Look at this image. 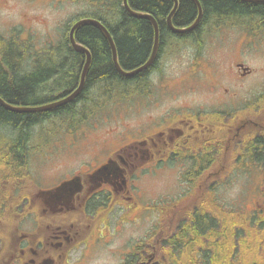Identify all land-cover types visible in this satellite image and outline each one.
I'll use <instances>...</instances> for the list:
<instances>
[{
    "label": "flooded vegetation",
    "instance_id": "flooded-vegetation-1",
    "mask_svg": "<svg viewBox=\"0 0 264 264\" xmlns=\"http://www.w3.org/2000/svg\"><path fill=\"white\" fill-rule=\"evenodd\" d=\"M208 21L161 30L167 45L127 82L120 106L101 111L91 129L70 121L69 160L54 159L44 188L25 189L20 159L11 168L0 158V264H88L140 219L142 237L116 243L107 264L264 260V208L247 217L238 200L224 201L237 177L258 180L248 194L262 192L264 17ZM71 179L80 190L48 207L40 189Z\"/></svg>",
    "mask_w": 264,
    "mask_h": 264
},
{
    "label": "trees",
    "instance_id": "trees-1",
    "mask_svg": "<svg viewBox=\"0 0 264 264\" xmlns=\"http://www.w3.org/2000/svg\"><path fill=\"white\" fill-rule=\"evenodd\" d=\"M97 2V8L88 18L100 21L113 35L122 68L130 71L143 65L150 57L153 50V26L145 18H138L127 12L123 0H92ZM130 5L138 11L154 15L162 31L168 29L167 19L174 7L172 0H128ZM204 11V22L212 17L225 19L232 16L264 17V2H245L242 0H199ZM199 14L198 7L193 0H179L178 8L172 17L176 26L190 24ZM77 40L86 45L92 52V63L88 73L87 86L76 102L67 104L53 112H16L0 105V127L18 134L12 140L13 146L6 147L4 158L11 159L9 167L14 168L18 158L23 170L27 168V136L32 133L35 125L41 124L52 117H61L66 114L70 120H84L91 113L102 110L105 107L103 101L121 96H126V85L132 76L120 74L112 61L111 49L104 32L95 24H85L77 31ZM10 44L0 40V95L9 103L33 107L53 101L61 95H65L77 82L76 73L80 72L84 65V54L68 48V41L63 40L52 46L55 49L44 52L40 58L34 53L24 55L19 52L16 43ZM166 42L160 41L158 56ZM63 48V49H62ZM21 49V47L19 48ZM36 59L33 70H25L26 65L33 57ZM6 68H5V67ZM144 71L139 72L133 78L143 77ZM101 89L98 99L85 97L89 84ZM98 83V84H97ZM61 92V95L53 93ZM97 91V90H96ZM91 92V91H90ZM90 94H93L90 93ZM104 100V101H106ZM94 101V102H93ZM96 101V102H95ZM100 101V105H98ZM90 102L94 104L88 106ZM78 107V108H77ZM100 107L102 109H100ZM0 131V140L6 144H12L5 139V134ZM1 151V154H2ZM3 158V157H2ZM7 173H16L15 170ZM9 212V209H7ZM202 221V220H201ZM264 264V260H261Z\"/></svg>",
    "mask_w": 264,
    "mask_h": 264
},
{
    "label": "rangeland",
    "instance_id": "rangeland-1",
    "mask_svg": "<svg viewBox=\"0 0 264 264\" xmlns=\"http://www.w3.org/2000/svg\"><path fill=\"white\" fill-rule=\"evenodd\" d=\"M91 11L92 6H90L86 0H81L80 3L79 0H0V31L4 32L5 35L8 36L11 30L15 28V35L18 36V40L23 41L27 39L26 41L30 42V39H32L34 42H37V44L40 42L39 45L44 46L42 39H45V37L47 38L51 30L52 33L57 35L54 37V39L60 38V29L62 28L63 30L65 23H68V21L72 20L73 17L76 18L75 16L77 13L87 14ZM28 32H31L32 34H28ZM49 38L50 41H54L51 35H49ZM173 46L175 47L176 44H173ZM92 92L93 91L91 90V92L86 93L85 97H90L91 99L97 100L98 96L92 97L95 95V92L90 94ZM120 98L121 96H115V98L109 100H106V98H99L98 100L104 102V104H102L106 107L104 109H113L119 107L123 102L120 100ZM93 102H90L88 106H92L94 104ZM98 105H100V101H98ZM100 109L102 108L100 107ZM104 109L91 113V116L89 114L85 117L84 121L86 122L95 120ZM122 111L123 113L127 114L125 110ZM67 130L68 129H55L52 127L51 132H57V135L53 137L52 140L51 137H46L45 139H38V141L35 143L34 147H36V150L34 151V154H32L31 158V164L35 173L39 172L41 176H45L48 173L50 170V165L44 163L45 159L42 157L46 158L47 152L52 146H54V151H58L59 148L62 149L64 145V133ZM17 135L18 134L15 135V139ZM75 141L77 142L78 140ZM73 142L74 141H72L69 146H72ZM8 145L13 146V143ZM64 162H68V159L65 154H62L56 163ZM69 170V168H64L63 172L65 173ZM246 179L247 180L245 184L244 180L240 177L234 178L233 181L230 182L231 185L226 183L224 186V192L229 186L230 187L226 191L224 201L227 207L233 208L234 206L231 203L235 200H238L241 204L240 209L242 210L243 214L249 217L252 213H256L255 211L264 208V181H261L262 192L256 195L253 192L248 194L246 189L249 186H251L253 189L258 183V180L251 178ZM174 181L177 185V181ZM44 185L46 186V183H44ZM222 186L223 185H221V187ZM178 190L179 187L177 185V188L174 191L177 192ZM233 212L240 213V211L237 210H233ZM113 217H116V215ZM142 226L143 219H140L133 224H126L120 237L118 238L119 241L116 243L126 242L129 238L142 237L144 231ZM116 243L112 244L107 249H99L94 251L93 254L88 256V264H96L97 261L102 258L104 264L109 263V260L104 257L111 254V251L116 247ZM81 264H83V262ZM113 264H117V262L113 261Z\"/></svg>",
    "mask_w": 264,
    "mask_h": 264
},
{
    "label": "water",
    "instance_id": "water-1",
    "mask_svg": "<svg viewBox=\"0 0 264 264\" xmlns=\"http://www.w3.org/2000/svg\"><path fill=\"white\" fill-rule=\"evenodd\" d=\"M173 1H174V5L175 6H174V9L172 10V13L169 15V21H168L170 23L169 26L173 30H175V31L193 29L199 23V21L201 20V18L203 16V10L201 8L200 2L198 0H194L197 3V6L199 7V14H198V17L196 18V20L194 21V23H192L190 26L185 27V28H176L170 22V18L175 13L179 1L178 0H173ZM246 1H250V2H263L264 0H246ZM124 6H125L126 10L129 13H131L132 15H134L136 17H140V18L149 19L150 21H152V24L154 26V30H155L154 53H153V55L143 65H141L140 67H138V68H136V69H134V70H132L130 72L124 71V69L120 66V63H119L118 50H117L115 41L113 40V38H112L111 34L108 32V30L103 25H101L100 22H98L96 20L89 19V18L81 19L80 21H78V22H76L74 24V26L72 27V29L70 31V41H71V44L77 50H80V51L84 52L85 55H86V60H85L84 66H83L84 68L82 70L81 80H80V84H79L78 88L75 91H73L71 94H69L68 96H65L61 100H57V101H54V102L45 104L43 106H38V107H34V108H28V107H12V106L8 105L5 102L4 98H1V97H0V105H2L3 107H5L7 109H10V110H13V111H20V112H30V111H38V110H49V109H51L53 107H58V106L67 104L72 99H74L77 95H79L80 92L82 91V89L84 88V83H85L86 76H87V73H88V70H89V67H90V63H91V60H92V56H91L90 50L88 48H86L85 46L77 43L76 40H75V37H74V32L77 29V27H79L80 25H83V24L95 23V24L99 25L103 29V31L105 32V34L108 37V40H109V43H110V46H111L114 65H115L116 69L121 74H124V75H133V74H136L139 71H141V70L149 67L154 62V60L156 59L155 52L157 51L158 42H159V26H158V23H157L156 19L152 15H150L148 13H145V12L133 10L130 7V5H129V1L128 0H124ZM68 183L65 186H63V187H60L58 189V192H63L66 189ZM63 195H64V193H63Z\"/></svg>",
    "mask_w": 264,
    "mask_h": 264
},
{
    "label": "bare ground",
    "instance_id": "bare-ground-1",
    "mask_svg": "<svg viewBox=\"0 0 264 264\" xmlns=\"http://www.w3.org/2000/svg\"><path fill=\"white\" fill-rule=\"evenodd\" d=\"M194 1V0H193ZM199 1V0H198ZM242 1H245V2H250V1H246V0H242ZM195 2V1H194ZM200 2V1H199ZM264 2V1H263ZM196 3V2H195ZM123 4H124V0H123ZM196 5H197V3H196ZM200 5H201V3H200ZM175 6V5H174ZM198 7V6H197ZM177 8H178V5H177ZM201 8H202V5H201ZM173 9H174V7H173ZM172 9V10H173ZM177 10V9H176ZM198 10H199V7H198ZM203 10V9H202ZM176 12V11H175ZM172 13V11L170 12V14ZM169 14V15H170ZM174 15V14H173ZM173 17V16H172ZM172 17L170 18V22L173 24V22H172ZM89 19H93V18H89ZM93 20H96V19H93ZM96 21H98V20H96ZM169 16H168V19H167V23H168V26H169ZM98 22H100V21H98ZM88 24H95V23H88ZM100 24L101 25H103L101 22H100ZM95 25H97V24H95ZM102 31H103V29L99 26V25H97ZM104 26V25H103ZM105 27V26H104ZM106 28V27H105ZM107 29V28H106ZM108 30V29H107ZM104 32V31H103ZM109 32V31H108ZM110 33V32H109ZM104 34H105V32H104ZM105 36L107 37V35L105 34ZM107 39H108V37H107ZM159 47H160V41L158 42V48H157V51L155 52V57L157 58L158 57V52H159ZM153 53H154V44H153V50H152V53H151V55H150V57L153 55ZM149 57V58H150ZM148 58V59H149ZM124 71H126V70H124ZM142 71H144V69L143 70H141V71H139V72H142ZM126 72H130V71H126ZM122 75H124V74H122ZM124 76H127V77H130L131 75H124ZM44 105V104H43ZM43 105H39V106H43ZM34 107H38V106H33V107H28V108H34ZM39 111H45V110H38V111H30V112H39Z\"/></svg>",
    "mask_w": 264,
    "mask_h": 264
}]
</instances>
